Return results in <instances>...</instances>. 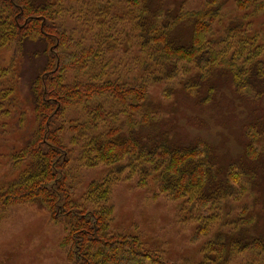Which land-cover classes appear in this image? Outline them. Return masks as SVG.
<instances>
[{"label":"rangeland","instance_id":"1","mask_svg":"<svg viewBox=\"0 0 264 264\" xmlns=\"http://www.w3.org/2000/svg\"><path fill=\"white\" fill-rule=\"evenodd\" d=\"M207 1L187 0L183 6L187 10H203L207 7ZM62 2L64 7L61 14L67 19L66 31L78 46L93 45L96 43V33L104 34L109 27L98 31L96 22L90 23V20L84 19L92 14V7L107 5L108 18L122 19L124 32L123 29L115 30L111 36L117 37V41H108L115 46L114 51L103 55L105 59L112 54L110 58L114 63L109 67L107 79L132 85L144 80L147 98L140 111L146 110L149 118L140 125L138 119L133 120L130 129L124 125L126 118L131 114L132 118L141 116L140 113L130 112L136 111L133 106L119 104V100L109 95H103V100L96 99L94 102H101L113 114L120 112L117 119L123 126V132L138 137L140 147L153 148L158 134L169 136L166 144L171 150H196L201 146L194 154L205 168V180L201 185L205 187L208 184L203 194L209 197L211 192L207 187L214 189L207 180L210 168L218 177L212 183H218L224 176L230 190L229 194L216 199L207 198L208 203L203 207L200 203H194L192 195H189L191 200L188 201L187 193L185 195L183 190L176 196L175 193L164 192L156 184L159 173L165 174L163 167L167 159L158 158L150 162V172L144 178V173L140 175L138 171L142 166V156L134 154L136 159L133 158L127 164L129 166L115 176L108 166H86L83 161L86 152L79 145L73 150L69 166L64 170L67 173L66 181L74 188L76 205L105 209L109 213L107 225L111 232L138 240L140 246L137 249L147 256L144 258L139 254L143 264H264V95L258 96L249 86V83H261L264 92V67L255 64L260 75L258 80L253 77L254 63H264V0H249L250 4L242 7L235 0H215L219 3L220 12L210 23V32L216 36L209 38L214 42L209 52L215 53V60L198 66L195 63L188 62L185 66L186 63L165 60L161 52L152 56L155 51L151 44H135L139 41L136 40L139 31L134 23L141 13L123 0H83L73 7ZM241 15L247 24L238 34L230 36L234 40L228 41L230 49L225 50L227 44L223 37L228 24ZM206 47V44H202L196 50L207 53L203 49ZM232 50L235 51L234 57H231ZM137 54H140L139 60L134 59ZM224 57L238 62L230 64L235 65L240 74L247 73L245 81V77L235 76V88L230 79L231 73L234 76L232 68L218 63ZM22 58L15 43L0 50V66L13 69V72L17 70V65L28 68L26 76L29 83L33 71L42 61L27 57L28 62L22 63ZM73 62L76 61L72 59ZM89 63L86 69L98 73L100 68L95 67V63ZM175 63L179 65L176 72L163 73L166 65L174 69ZM90 72L75 73L69 68L64 79L87 81L92 76ZM202 73L203 79L208 78L209 81H204L198 96H193L182 85ZM249 76L252 78L249 79ZM8 80L3 81L1 86H6ZM98 80L102 78L98 77ZM28 90L25 86L14 95L13 102L16 101L20 107L0 100V190H5L21 173V159L17 161L12 157L22 150L18 139L22 136L18 129L19 114L25 112L23 123L29 134L37 125L34 105L27 99ZM189 90L193 92L194 88L190 87ZM111 99H114L113 103ZM70 116L85 124L91 119L82 107L73 108ZM66 133L64 131L63 135ZM63 135L62 138L68 141L69 138ZM144 137L154 139L147 143ZM169 140H172L171 144ZM153 163L157 168L153 169ZM151 170L157 172L152 173ZM141 178L144 179L143 183H139ZM99 181H103L107 193L98 196L97 188L90 190L89 194L88 189L95 188ZM7 199L10 201L5 206L0 204V264H82L72 256L70 238L76 231L72 233L66 226L68 219L64 215L56 218L49 206L43 203L39 206L30 196L14 204L11 197ZM235 235L243 241L248 240L244 236L250 239L254 236L255 239L251 240L255 241L249 248L239 251L237 245H233L234 237L227 240V237Z\"/></svg>","mask_w":264,"mask_h":264},{"label":"trees","instance_id":"2","mask_svg":"<svg viewBox=\"0 0 264 264\" xmlns=\"http://www.w3.org/2000/svg\"><path fill=\"white\" fill-rule=\"evenodd\" d=\"M62 1L72 7L83 2V0H0V50L15 43L17 52L19 50L23 57L20 62H28L27 57L30 59L40 58L42 61L33 71L29 83L26 76L28 68L17 65L18 71L13 72V69L9 70L0 66V89L5 87L0 91V100L17 104L16 101L13 102L15 93L27 86L29 89L27 99L34 105L35 119L38 120L36 121L37 125L33 130H30L29 134L26 131L27 126L25 127L23 123L26 114L25 112L19 114L18 129L22 132V136L18 139L22 150L14 153L12 157L17 161L21 159L22 169L17 180L11 181L5 190H0V204L5 206L4 204L10 201L7 199L8 197L13 199L11 202L14 204L24 200V197L30 196L33 202H37L39 206L42 203L49 206L56 218L64 215L68 219L66 226L72 233L74 230L76 231L71 236L72 241L70 238L73 247L72 256L82 264H143L139 254L144 258L147 256L137 249L140 246L138 240L131 236H120L111 232L107 225L109 213L105 209L76 205L77 200L73 196L74 188L66 181L67 173L64 172L69 166L74 149L82 145L86 152V157L83 160L86 166H108L110 171H114L115 176L126 166H129L127 164L133 158L135 160L137 154L142 156V166L138 171L140 175L144 173V178H147L148 172H150L149 168L152 166L150 162L158 158L167 159L165 167H163L165 174L158 172L159 177L156 184L160 185L164 192L175 193L176 196L183 190L185 195L187 193L188 201L191 200L189 195H192L194 203H200L203 207L208 203L207 198L212 200L220 195L229 194L228 183L224 176H221L222 180L218 183H212V181L216 182L218 177L210 168L207 180L213 184L214 189L208 186L207 189L211 194L209 197L205 196L203 191L208 183L205 187H203L204 184L201 185L203 179L205 180L204 164L194 154L201 149V146L196 150L193 148V150L183 151L171 150L166 144V138L169 136L158 134L155 139L153 138L155 141L153 148L140 147L141 143L138 137L123 132V126L117 119L120 112L113 114V111L101 102H94L96 99L103 100V95H109V97L119 100V104L128 103L129 106H133L136 111L130 112L140 113L141 116L132 118V114L128 113L130 116L126 118L124 125L130 129L133 127V120L138 119L140 125L149 118L146 110L140 111L142 103L147 98V84L144 80L132 85L122 83L120 80L107 79L109 67L114 63L110 58L112 54H109L105 59L103 55L114 51L115 46H112L108 41H117V37L111 36L115 30L123 29L124 32L125 27L121 25L122 19L108 18L107 5L92 7V14L84 19L90 20V23L96 22L99 27L98 31L109 27L104 34L96 33L98 35H96V43L93 45L81 44L78 46L66 31V18L64 14H61L64 7ZM123 1L141 13L138 21L134 23L135 29L139 31V35H136V40L139 41H136L135 44L139 43L140 46L151 44L155 51L152 56L161 52L165 60L186 63L185 66L189 63H195L198 66L215 60V53L209 52L212 50L209 47H214L212 46L214 42L209 40L213 36V33L210 32V23L220 12L219 3L215 0H208L206 6L209 8L206 9V7L203 10L184 9L183 5L187 0H171L169 3H166L167 0ZM235 1L238 2L239 7L250 4L249 0ZM131 4H136V6ZM243 19L242 16L229 22L226 35L223 37V41L227 44L224 46L225 50L230 49L228 41L234 40L230 36L238 34L247 24ZM157 31H159L158 34H156ZM215 36L213 37L215 38ZM202 44L207 45L206 48H203L207 53H199L196 50V47H200ZM215 49L219 52L217 46ZM233 54L235 51L232 50L231 57H234ZM139 56L140 54H137L134 59L139 60ZM72 59L76 62L71 63ZM89 62L95 63L96 66L95 64L94 66L100 68L98 73H92L86 69L90 65ZM176 63L174 69L172 66L166 65L163 73L176 72L179 67ZM218 63L228 65L234 71V76L231 73L230 77L234 88L237 86L235 76L245 77L244 81L247 79V73L240 74L235 69V65L230 64L238 63L234 59L224 57ZM255 64L258 67H264V63H254L253 65V77L258 80L260 74ZM69 68L75 73L88 71V74L90 72L92 76L87 81L74 79L65 81L64 75ZM171 71L173 72L170 73ZM98 77H101L102 80L99 81ZM203 77L204 73L182 86L184 89L188 88L187 92L193 93V96H198L202 83L208 80ZM6 79L10 80L6 82V86H1ZM249 86L254 88L258 96L264 95L261 83L256 85L249 83ZM190 87L194 88L193 92L189 90ZM113 100L111 99V103ZM17 105L20 107L19 104ZM75 107H82L84 111L88 112L91 118L88 119V124L76 121L77 118L72 116L69 117L70 111ZM64 131H67L65 135H63ZM62 135L68 137L69 140H64ZM144 139L147 143L153 141L146 137ZM157 143H159L158 146H155ZM171 143L172 140H169V144ZM153 166V169L157 168L154 163ZM209 166L214 167L213 164H209ZM151 171L152 173L157 172ZM143 180H140L139 183H143ZM99 182L95 188L90 187L88 193L90 190H97V188L98 196H102L104 192L107 193L102 185L103 181ZM233 237V245H237L239 251L249 248L255 241L251 240L255 239L254 236L251 239L249 236H244V238L248 237V240L243 241L238 238V235L227 237V240L229 241ZM220 239L224 240L225 238L221 237ZM66 242H68L67 239Z\"/></svg>","mask_w":264,"mask_h":264}]
</instances>
